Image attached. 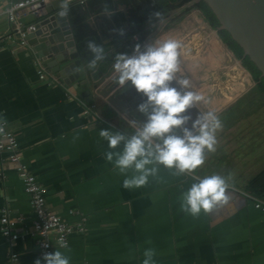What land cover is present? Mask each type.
Wrapping results in <instances>:
<instances>
[{"label":"crops","instance_id":"crops-1","mask_svg":"<svg viewBox=\"0 0 264 264\" xmlns=\"http://www.w3.org/2000/svg\"><path fill=\"white\" fill-rule=\"evenodd\" d=\"M123 1L107 2L112 6L107 7L113 13L110 17L102 11L106 6L103 0L86 12L98 44L105 49L106 60L117 53L128 54L132 42L148 34H152L149 43L178 39V33L181 38L192 34V39L198 42L181 59L180 73L191 79L193 91L211 97L208 102L215 107V113L224 115L221 134L229 137L224 135L216 152L211 156L206 153L205 163L192 174L174 175V169L161 165L158 175L149 177L144 187L123 188V180L132 172L121 174L114 163L105 159V152L111 149L99 131L110 129L130 136L135 128L109 110L102 100L97 101V105L102 104L101 115L94 119L84 117L82 99L67 96L60 84L48 85L46 80H39L35 59L26 45L17 44V34L0 14V112L15 134L22 163L44 189L46 209L75 227L68 235V249L54 247L53 253L56 250L65 253L70 264H142L145 249L152 248L156 252L155 264H264V214L252 204V199L261 198L264 190V159L248 168L242 165L244 175L236 179V141L231 138L236 134V126L225 128L226 117L234 118V124L236 113H264L262 93L241 60L219 40L216 30L200 11L196 8L185 11L190 4L178 12L166 10L161 19H147L135 29L134 20L128 18L129 6ZM75 3L76 0L71 2ZM4 6L5 0H0V11ZM181 12L185 13L178 16ZM174 17L178 19L174 21ZM195 17L202 21L196 22ZM67 22L74 40L68 16ZM195 22L199 31L193 33L191 27ZM169 24L178 25L177 31L166 29ZM120 29L124 30L123 36ZM146 29L149 31L144 33ZM91 58L92 54L85 59L81 57L86 62L83 67L86 74L102 80L113 73V61L105 69L102 61L95 71L86 69ZM98 68L103 70L98 72ZM254 104H257L255 111L245 110ZM198 107L201 111L210 109L207 105ZM235 108L236 113H224ZM130 112L138 124L147 119L137 107ZM122 148L123 144L116 150ZM226 160L231 162L226 164ZM0 167V208L6 207L9 216L20 215L23 219V225L16 226L18 237L11 250L18 254L17 264H32L36 253V237L30 234L33 214L11 166L3 162ZM229 173L232 186L227 205L208 214L201 211L198 217L181 210L182 194L198 182L194 176ZM69 209L76 213L68 214ZM79 224L84 228L81 232L76 229ZM7 251V243L0 234V264H6Z\"/></svg>","mask_w":264,"mask_h":264},{"label":"clouds","instance_id":"clouds-1","mask_svg":"<svg viewBox=\"0 0 264 264\" xmlns=\"http://www.w3.org/2000/svg\"><path fill=\"white\" fill-rule=\"evenodd\" d=\"M71 2L61 0L60 17L69 15ZM102 11L109 17L113 15L107 6ZM154 16L159 19L162 14L157 11ZM118 31L121 36L124 35L123 29ZM87 48L92 53L87 67L95 71L99 62L106 59L105 49L95 40H89ZM182 48L180 40L168 38L144 45L143 51L138 43L131 55L117 53L114 57L112 67L117 74L116 83L121 87L130 84L146 98L137 105V111L147 119L139 126L135 121L130 122L135 128L134 134L128 136L110 129L99 131V136L107 141L111 149L105 152V159L114 163L121 174L129 170L132 172L123 180L125 189L144 187L149 177L158 175L161 165L174 169V175L192 174L205 163L206 153L217 150V133L223 130V122L214 111L199 109L201 102L208 103L206 97L192 90L194 85L189 77L177 75L181 71ZM173 81L183 91L171 86ZM193 107L199 109L194 120L187 114ZM6 123V119L0 117V134L5 132ZM189 124L191 127H188ZM121 144L123 148L117 151ZM193 179L198 182L192 183L181 196L182 211L198 217L201 211L208 214L229 203L231 173L203 178L194 176ZM59 243L62 248L68 249L63 240ZM155 255V249H145L142 264H155ZM42 259L46 264H70V257L59 250L45 253ZM34 264H41V259L35 260Z\"/></svg>","mask_w":264,"mask_h":264},{"label":"water","instance_id":"water-1","mask_svg":"<svg viewBox=\"0 0 264 264\" xmlns=\"http://www.w3.org/2000/svg\"><path fill=\"white\" fill-rule=\"evenodd\" d=\"M196 1L199 0L185 1L172 9L178 12ZM201 1L209 7L218 21L217 29H223L229 34L242 50V56H246L258 69L260 76L264 77V0ZM60 2L61 0H36L17 10L21 30L27 25L33 26V30L25 32L23 36L31 57L39 60L46 71L58 76L62 85L71 88L84 103L95 104L94 111L97 115H101L102 106L101 103L97 105V101L102 100L109 110L117 112L115 114L121 115L130 125L131 121H135L139 126L130 111L139 104L136 100L146 98L130 84L119 86L114 71L102 80L84 72L86 62L83 63L76 50L67 17L58 15ZM151 36L152 34H148L140 41L132 42L133 47L128 54L133 53L134 46L138 43L143 51ZM171 86L183 91L174 81ZM198 113L199 109L193 107L187 114L194 120Z\"/></svg>","mask_w":264,"mask_h":264},{"label":"built area","instance_id":"built-area-1","mask_svg":"<svg viewBox=\"0 0 264 264\" xmlns=\"http://www.w3.org/2000/svg\"><path fill=\"white\" fill-rule=\"evenodd\" d=\"M34 1L36 0H5V6L0 11V14H2L9 23L10 29L17 34V44L21 46L26 45L23 39L24 33L33 30V26L27 25L21 30L16 12L19 8ZM76 1L80 5L84 3V0ZM34 65L39 80H46V84L48 85L60 84L65 88L64 90L67 96L75 99L78 98L74 92H70L68 87L62 85L58 76L46 71L44 65L39 60L35 59ZM81 105V114L84 117H90L92 119L97 117V114L92 111V107H94L93 103H84L81 101ZM0 117L3 118L1 112ZM4 127L5 132L0 134V166L3 162L8 163L22 183L23 191L27 196L33 214V218L30 221V234L36 237V253L32 264H34L37 259H41V264H46L42 259L43 255L45 253H53L54 247H61L59 243L61 240L67 244L68 235L75 227L63 221L59 215L46 209L43 187L22 163L20 148L18 147L14 132L8 127L7 123ZM1 176L2 170L0 167V177ZM252 204L254 208L260 210L264 214V191L261 198L252 199ZM67 213L74 214L76 211L69 209ZM80 221H83L81 216ZM17 225H23L22 217L20 215L11 217L9 216V210L6 207H1L0 234L4 237L8 247L6 264H17L18 262V254L11 250L13 241L18 237V232L16 231ZM76 229L81 232L84 228L82 224H79L76 226Z\"/></svg>","mask_w":264,"mask_h":264},{"label":"trees","instance_id":"trees-1","mask_svg":"<svg viewBox=\"0 0 264 264\" xmlns=\"http://www.w3.org/2000/svg\"><path fill=\"white\" fill-rule=\"evenodd\" d=\"M101 0H85L84 5L78 3L70 4L69 20L73 27V35L76 48L79 55L82 58H88L91 56V52L87 48V42L89 40H95L97 43V36L95 28L92 26L91 22L87 20V11L92 10V7ZM110 0H103L105 5L108 6L107 2ZM185 1L190 0H124V5L129 6L130 13H128V18H132L134 21L133 27L136 29L141 26L147 19L155 18L154 13L159 11L161 14L166 10L175 8ZM189 8H196L200 11L201 15L204 17L208 25L216 30V34L219 40L229 49L234 57L241 60L244 68L249 72L252 79L255 82V87L259 92L262 93L264 97V77L260 76L258 69L253 65V63L246 57L242 56V50L240 47L230 38L229 34L223 29L218 28V21L212 14L209 7L201 0L193 2L185 11ZM102 28V27H101ZM103 29L105 27L103 26ZM149 29H146L144 33H147ZM143 33V34H144ZM141 37V36H140ZM115 62L114 58L103 60L104 69L111 63ZM103 68H98L97 71L101 72ZM255 180H253L254 183ZM264 191V190H263ZM262 191V193H263Z\"/></svg>","mask_w":264,"mask_h":264},{"label":"rangeland","instance_id":"rangeland-1","mask_svg":"<svg viewBox=\"0 0 264 264\" xmlns=\"http://www.w3.org/2000/svg\"><path fill=\"white\" fill-rule=\"evenodd\" d=\"M184 13L185 12H181L180 14H178V16H181ZM162 17L163 16H161V18ZM173 19L174 21H176L178 18L174 17ZM195 20L196 22L199 20L202 21V19L199 17H195ZM170 22L171 20L168 23ZM196 22L191 27V29H194L193 33H196L197 31H199V28L197 27ZM175 24H173V26L169 24L168 25L169 27H167L166 29H172L171 31L173 32H175L174 29L177 31L178 25H175ZM204 29L206 31H209L208 28L206 27ZM180 36L181 35H179L178 33V40H180L183 45V48L181 50V59H183L185 53L193 50L192 45L197 43L198 39L196 38L192 39L193 37L192 34H189L187 38H185L184 35L182 38ZM235 70H236V66H235ZM179 76L183 77V74L180 73ZM205 97L207 101L211 100V97H208V96H205ZM200 105L210 106V109H208L207 111L209 110L214 111V112L216 111L215 107H211L210 102L208 103L201 102ZM255 106L257 107V104H254L252 108L248 107L245 110L253 112L255 111ZM233 107H236V103L233 105ZM224 113H236V108L233 110H229V112H224ZM223 116L224 115L219 116L221 120L223 119ZM226 120H227V123L225 124V128H227V126L228 127L236 126L235 128L236 134H232L231 138L232 140L235 139L236 141V179H237L238 175L241 174L242 177L244 175L245 169L241 171L242 165L244 164L248 165L247 167H244V168H248L250 165H253V164L258 165L259 163H261V160L264 159V113H248V112L236 113V121L234 124H233L234 118L226 117ZM221 132L222 131L217 133L218 142H221L224 140V137H225L224 135H227L229 137V134H221ZM220 149L221 148H219V152H221ZM207 154L211 156L213 153H207ZM227 162H231V161L226 160V164ZM223 168L224 167H222V169ZM236 184L238 183L236 182Z\"/></svg>","mask_w":264,"mask_h":264}]
</instances>
